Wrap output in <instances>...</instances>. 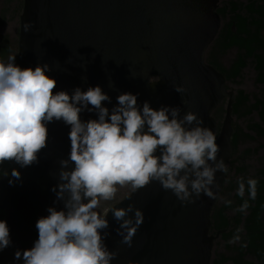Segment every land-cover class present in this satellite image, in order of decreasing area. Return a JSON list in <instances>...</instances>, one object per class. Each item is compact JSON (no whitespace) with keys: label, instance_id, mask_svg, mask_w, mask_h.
Segmentation results:
<instances>
[{"label":"water","instance_id":"water-1","mask_svg":"<svg viewBox=\"0 0 264 264\" xmlns=\"http://www.w3.org/2000/svg\"><path fill=\"white\" fill-rule=\"evenodd\" d=\"M217 2L23 0L16 64L33 69L49 65L47 75L57 81V92L71 94L77 87L100 86L111 98V104L105 102L109 109L119 94L132 93L138 94L141 106L148 101L157 110L162 105L179 107L180 118L191 111L215 134L213 111L226 97L216 142L220 147L217 161L223 159L227 164L233 151L234 96L226 88L223 73L204 60L221 27ZM25 23L32 24L27 32ZM231 27L235 31L234 24ZM177 87L187 91L177 93ZM96 118L94 113L81 114L82 120ZM48 131V147L40 153L38 164L23 169L17 165L20 180L0 177V210L13 241L12 247L0 252V264H22L14 261V253L33 246L38 218L48 215V207H63L62 203L54 205L56 196L51 189L59 183L60 161L68 158L70 128L54 122ZM225 175L216 173L219 187L213 191L217 198ZM131 195L130 191L110 207L126 209L131 204L143 212L144 223L132 247L121 243L119 223L112 213H104L109 214L105 244L109 251L118 252L111 264H209L213 238L226 229L210 234V212L217 199L202 194L194 204H182L155 181Z\"/></svg>","mask_w":264,"mask_h":264},{"label":"clouds","instance_id":"clouds-1","mask_svg":"<svg viewBox=\"0 0 264 264\" xmlns=\"http://www.w3.org/2000/svg\"><path fill=\"white\" fill-rule=\"evenodd\" d=\"M31 27V23L23 24L25 32ZM15 61V55L7 63L0 61V166L15 163L23 169L38 164L40 153L48 147V125L54 122L70 128V151L60 161L59 183L51 189L56 196L54 205L62 203L63 207L46 209L48 215L35 224L38 238L30 249L16 250L14 261L111 264L118 252L109 251L105 244L109 214L97 209L102 202L114 201L121 188L130 187L133 195L155 181L182 204H194L202 194L217 199L213 191L219 187L216 173L228 174L229 166L223 159L217 161V137L202 126L197 114L189 111L180 118L179 107L162 105L157 110L148 101L141 106L138 94L132 93L119 94L109 109L105 102L111 104V98L100 86L77 87L71 94L57 92V81L47 75L49 65L21 68ZM82 113H94L97 118L82 120ZM9 176L21 179L17 168L5 178ZM8 183L15 184L10 178ZM257 183L247 179L248 199L256 198ZM237 184L236 194L243 198L244 178ZM248 207L244 200L237 211L246 212ZM104 211L119 223L121 243L132 247L144 223L143 212L131 204ZM130 213L134 215L129 217ZM238 240L236 236L230 243ZM12 246L8 224L0 220V252Z\"/></svg>","mask_w":264,"mask_h":264},{"label":"flooded vegetation","instance_id":"flooded-vegetation-1","mask_svg":"<svg viewBox=\"0 0 264 264\" xmlns=\"http://www.w3.org/2000/svg\"><path fill=\"white\" fill-rule=\"evenodd\" d=\"M22 5L23 0H0V61L5 63L8 62L9 56L15 55L16 60L18 57L19 17L22 12ZM217 7H221V5ZM216 40L215 37L207 47L204 60L223 73V75L224 70H230L235 62L238 61V56L245 58V60L247 59L244 49H241L242 53L237 54L233 60L228 61L222 58L220 54L223 49L220 47L219 43L215 42ZM257 76L258 72L256 71V78ZM228 81L229 80L226 79V88L233 92L234 98L232 104H234L240 89L228 87ZM257 83L261 84L259 82ZM248 97L250 98V102L254 101L250 95H248ZM226 100L227 98L224 97L213 111L217 126L215 135H217L220 127L222 106L225 105ZM256 119L257 122H259V119ZM252 123L253 122L247 123L245 127L240 130H238L233 123V151L231 157L227 161L229 172L224 177L222 190L210 212V234L213 235L221 227H225L226 229L219 231L213 238V247L209 264H263L264 262V256H261L258 251V246L263 242L262 232L255 227L257 223L253 206L256 205L255 200L257 196L254 200L248 199L247 191L248 178H254L257 181L258 179H264V135H258V133L250 127ZM259 128L260 130H264V123H260ZM235 136H237V138ZM241 143L243 145L242 149H240ZM259 161L263 163L260 164ZM16 167L17 164L15 163H5L0 166V177L3 178L6 174H10L11 170ZM233 177H235V179H233ZM241 177L244 178L245 196L241 198L242 202L238 203L235 198L238 188L236 182ZM257 186L256 190L258 191ZM244 200H247L249 204L246 212L237 211ZM226 201H231V204L227 205L225 203ZM239 215L240 221L237 223L236 219ZM263 216L264 211L261 210L259 222L262 221ZM0 220H4L3 210H0ZM238 229H240V231H237ZM255 232L259 233V237L254 239L255 245H250V236ZM236 236H239V240L230 243ZM239 245L241 246V250L236 248ZM244 245H246V247Z\"/></svg>","mask_w":264,"mask_h":264},{"label":"trees","instance_id":"trees-1","mask_svg":"<svg viewBox=\"0 0 264 264\" xmlns=\"http://www.w3.org/2000/svg\"><path fill=\"white\" fill-rule=\"evenodd\" d=\"M242 6L244 13L243 11H239L241 8L235 2L226 1L221 7H217V12L221 17L228 11L230 13V18L228 23L221 26L215 42L219 43L223 50L232 46L244 49L245 56L254 59V67L258 72L256 81L264 85V57L255 52L257 46L262 44L259 32L264 29V0H246ZM232 24L235 26V31H232ZM245 64V58L238 56V61L235 62L234 66L228 71L224 70L226 79H235L240 74ZM252 99L254 101L250 102L248 95L240 90L236 96L235 103L232 104L233 114L247 115L251 112H256L259 122L252 123L250 127H252L258 135H264V130H260L259 128V124L264 123V91L260 97L254 96ZM235 137L237 138V136ZM257 188L256 205L253 206V208L256 223L258 224H256L255 227L262 232L261 235L263 237V242L258 246V251L261 256H264V216L261 222L258 221L261 210L264 211V179H258ZM235 198L237 199L236 202H242L241 197L237 194ZM236 221L239 223L240 215L237 217ZM258 237L259 233H253V235L250 236V245H255L254 239ZM236 248L241 250L240 245Z\"/></svg>","mask_w":264,"mask_h":264},{"label":"rangeland","instance_id":"rangeland-1","mask_svg":"<svg viewBox=\"0 0 264 264\" xmlns=\"http://www.w3.org/2000/svg\"><path fill=\"white\" fill-rule=\"evenodd\" d=\"M235 2L236 4L239 5L241 8L239 11H243V4L246 2V0H218L217 6L223 5L224 2ZM220 3V4H219ZM244 13V11H243ZM230 18V13L227 11L225 14L222 15L221 17V25H224L225 23L229 22ZM259 36L262 40V44L257 46L255 52L262 55L264 57V29L260 30ZM242 53V50L239 49L238 47L234 46L228 49H225L221 52V57L224 59H227L228 61L233 60L237 54ZM264 71V70H263ZM228 87L230 88H235V89H240L244 91L247 95H250V97H260L264 91V85L263 84H258L256 81V70L254 67V59L252 57H247L246 59V64L245 66L241 69L240 74L233 80H229L227 82ZM222 113L220 118L222 119L223 117V110L224 106H222ZM242 108V107H240ZM257 115L256 112H251L247 115H239V114H234L233 116V123L235 127L239 130L245 127L247 123L250 122H257ZM243 148L242 143L240 144V149ZM260 162V161H259ZM263 162H260L262 164ZM256 164V163H255ZM259 164V163H257ZM235 179V177H233ZM236 186H238L236 182ZM131 191L130 187L126 188H121L118 191L117 197L114 201L110 202H102L100 208L97 209V211L101 212L102 214L105 213V209L109 208L112 204H114L116 201L120 200L124 196H126L129 192ZM264 264V262H263Z\"/></svg>","mask_w":264,"mask_h":264}]
</instances>
